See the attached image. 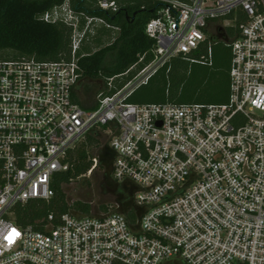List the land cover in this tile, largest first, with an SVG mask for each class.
<instances>
[{
	"label": "built area",
	"instance_id": "built-area-1",
	"mask_svg": "<svg viewBox=\"0 0 264 264\" xmlns=\"http://www.w3.org/2000/svg\"><path fill=\"white\" fill-rule=\"evenodd\" d=\"M119 1L98 0L112 13ZM159 1L145 30L152 62L115 95L99 94L94 111L74 100L76 54L94 24L111 27L105 20L85 17L81 31L66 0L44 21L73 27L71 62L0 55V264H264V0ZM216 41L232 55L228 103H127L177 58L212 66ZM90 135L101 144L87 175L109 144L112 179L141 188V218L112 203L97 214H50L44 231L19 225L16 207L49 202L53 178Z\"/></svg>",
	"mask_w": 264,
	"mask_h": 264
},
{
	"label": "trees",
	"instance_id": "trees-1",
	"mask_svg": "<svg viewBox=\"0 0 264 264\" xmlns=\"http://www.w3.org/2000/svg\"><path fill=\"white\" fill-rule=\"evenodd\" d=\"M80 16L79 29L86 27L85 17L103 19L111 27L94 24L85 32L81 48L76 54L81 80H108L117 76L108 96L115 95L132 81L153 60L154 41L145 33L147 24L164 7L159 0L119 1L116 13L106 12L98 0H69ZM182 1V0H180ZM66 0H0V55L8 60L35 59L40 62H71L73 27L59 22L46 23L44 16L64 5ZM96 26V27H95ZM97 28V29H96ZM197 57V55H193ZM232 55L221 42L213 43V64L202 65L177 58L161 69L147 85L137 89L127 103L134 105H193L226 104L230 96ZM128 72L127 75H124ZM76 90V89H75ZM76 102L89 111L98 108L87 91ZM101 94V93H100ZM97 96V95H96ZM101 144L98 135H90L86 142L72 151L67 162L69 169L58 173L52 181L54 197L49 201H31L18 205L16 222L23 227L44 231L50 214L56 217L69 212L90 215L92 207L83 202L70 204L64 185L87 175L92 167V155ZM104 172V169L100 167ZM108 211L107 206H102Z\"/></svg>",
	"mask_w": 264,
	"mask_h": 264
},
{
	"label": "rangeland",
	"instance_id": "rangeland-1",
	"mask_svg": "<svg viewBox=\"0 0 264 264\" xmlns=\"http://www.w3.org/2000/svg\"><path fill=\"white\" fill-rule=\"evenodd\" d=\"M115 84H117V82H113L112 87H109V85L106 87V84L101 80H81L77 84L75 91L77 96L80 97H84L88 91L90 95H95L93 96L95 100H99V94L103 93L104 96L108 95V91L111 90ZM74 100L76 101L75 97ZM83 108L86 109L85 107ZM92 152H94V150ZM102 175L103 172L99 170L90 177L87 175L69 185H64V192L68 197L69 203L74 204L76 202H83L89 204L94 214L100 212L102 206L114 203L113 198L108 196L103 190V185L101 184ZM133 214L134 212L131 211L130 216H133Z\"/></svg>",
	"mask_w": 264,
	"mask_h": 264
},
{
	"label": "water",
	"instance_id": "water-1",
	"mask_svg": "<svg viewBox=\"0 0 264 264\" xmlns=\"http://www.w3.org/2000/svg\"><path fill=\"white\" fill-rule=\"evenodd\" d=\"M116 157V152L106 144L103 146L99 153V162L100 166L104 169L102 175V182L101 184L105 186L106 190L104 192L107 193L108 196L113 198L114 204L116 205V212L121 214H128L132 209L136 212L137 217L141 218L142 214L144 213L143 208H138L137 206H131L130 204L124 203V199L121 198L120 195L117 194V188L113 183L112 173H113V164ZM122 187L123 191L126 192V187L130 188L131 192L135 195L136 192L140 191V187L134 184L131 181H126L122 184H118ZM124 206V207H123ZM74 215L80 216L79 213L73 212ZM98 217H101L98 215ZM133 230L135 232L139 231V225L134 226Z\"/></svg>",
	"mask_w": 264,
	"mask_h": 264
},
{
	"label": "flooded vegetation",
	"instance_id": "flooded-vegetation-1",
	"mask_svg": "<svg viewBox=\"0 0 264 264\" xmlns=\"http://www.w3.org/2000/svg\"><path fill=\"white\" fill-rule=\"evenodd\" d=\"M113 183L115 185V188H117V194L120 195L121 198L124 199V203L130 204L131 206L135 207L136 203L134 200V194L131 192L130 188L126 187V192H124L122 187H120L117 182H115L113 180ZM102 187H103V190H106L104 185ZM173 264H183V263L182 262H175Z\"/></svg>",
	"mask_w": 264,
	"mask_h": 264
}]
</instances>
